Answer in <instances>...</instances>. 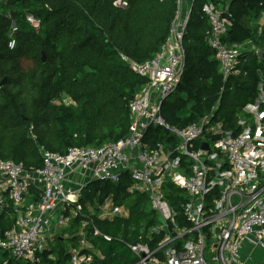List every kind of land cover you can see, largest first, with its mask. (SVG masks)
<instances>
[{"label":"trees","instance_id":"obj_1","mask_svg":"<svg viewBox=\"0 0 264 264\" xmlns=\"http://www.w3.org/2000/svg\"><path fill=\"white\" fill-rule=\"evenodd\" d=\"M207 1L230 14L232 23L223 41L244 45L236 72L225 80L214 49L206 41L210 25L202 5ZM5 2L0 5V82L4 78L0 84V159L37 168L42 166L38 145L64 154L71 146L99 147L123 138L131 120L129 101L147 79L135 73L122 56L141 62L160 51L175 15V0H130L126 7L115 6L112 0ZM263 11L264 0L192 1L183 37V74L176 90L161 104L167 123L185 127L211 114L212 121H221L225 127L235 124L242 106L255 97L257 70H264V18L258 31ZM8 12L17 26L13 48L7 44ZM28 13L39 19L38 30L26 21ZM23 61L31 65L24 67ZM144 141L150 146L157 142L170 146L177 138L150 125ZM131 184L127 170L117 182L88 181L78 199L81 213L48 239L47 247L37 253L36 264H70L71 248L91 256L82 264H135L137 256L128 244L141 241L154 247L162 233L148 236L160 220L147 192L130 191ZM36 193L31 188L33 200ZM163 194L177 210L179 226L189 227L179 205L186 199L183 190L166 181ZM107 199L126 209V214L99 217ZM15 218L11 203L0 210V237ZM82 222L85 226L80 229ZM82 238L88 246L80 247ZM0 254H8L0 264L5 260V264H16L7 251L0 248Z\"/></svg>","mask_w":264,"mask_h":264},{"label":"built area","instance_id":"obj_2","mask_svg":"<svg viewBox=\"0 0 264 264\" xmlns=\"http://www.w3.org/2000/svg\"><path fill=\"white\" fill-rule=\"evenodd\" d=\"M184 1L175 0L168 36L155 56L141 62L122 56L135 73L147 79L129 101L131 120L123 138L99 147L71 146L64 154L38 145L42 166L37 168L0 159V210L11 203L16 211L13 225L0 237V248L10 258L25 264L37 262V253L47 247L48 239L81 213L78 199L82 187L92 179L117 182L126 170L132 179L129 190L147 192L161 218L149 229V237L162 233L154 247L141 241L128 244L137 256L135 264H246L255 248H264V70H257L254 99L242 106L230 127L212 121L211 114L177 127L161 114L162 101L176 90L185 66L183 37L191 6L184 12ZM129 2L112 0L118 7ZM202 11L210 25L206 41L214 49L225 80L236 72L241 45L223 41L232 23L230 14L212 1L205 2ZM10 15L8 12L7 44L13 48L17 26ZM263 18L264 11L259 32ZM25 19L39 29L40 21L33 14H26ZM150 125L166 129L177 142L150 146L144 141ZM166 181L185 193L186 199L179 205L189 227L176 222L178 212L163 194ZM31 188L37 192L36 200ZM125 214L126 209L107 199L98 216ZM83 226L85 222L80 229ZM94 233L99 234L98 230ZM86 246L82 238L80 247ZM70 252V264L91 258L77 249Z\"/></svg>","mask_w":264,"mask_h":264},{"label":"crops","instance_id":"obj_3","mask_svg":"<svg viewBox=\"0 0 264 264\" xmlns=\"http://www.w3.org/2000/svg\"><path fill=\"white\" fill-rule=\"evenodd\" d=\"M192 1L191 0H185L184 1V7L183 11L185 12L190 6H191ZM261 18V17H260ZM259 18V20H260ZM258 20V22H259ZM252 259H247L246 264H264V248H255L253 252L251 253ZM245 257V255H244Z\"/></svg>","mask_w":264,"mask_h":264},{"label":"rangeland","instance_id":"obj_4","mask_svg":"<svg viewBox=\"0 0 264 264\" xmlns=\"http://www.w3.org/2000/svg\"><path fill=\"white\" fill-rule=\"evenodd\" d=\"M263 13V12H262ZM260 21H262V19L260 18V20H259V22ZM247 42V41H246ZM245 42V43H246ZM244 48V45H243V43L241 44V49H243ZM29 65H31V62L30 61H23V66L24 67H27V66H29ZM65 101H69V99L68 98H66L65 99ZM78 230V229H77ZM3 257H8V254H6L5 256L3 255V254H0V259L1 258H3ZM48 257L50 258L51 257V254H49L48 255ZM6 263V260L3 262V264H5ZM70 263V262H69ZM16 264H25V261H23V260H18V261H16ZM60 264H62V263H60Z\"/></svg>","mask_w":264,"mask_h":264},{"label":"water","instance_id":"obj_5","mask_svg":"<svg viewBox=\"0 0 264 264\" xmlns=\"http://www.w3.org/2000/svg\"><path fill=\"white\" fill-rule=\"evenodd\" d=\"M16 1H18V0H6L5 3L8 4V5H10V4H13V3L16 2ZM42 53H43V55H42V60H44V59H45L44 52H42ZM257 54H258L259 56H262V52H261V51H258ZM3 81H4V78L1 80L0 84H2ZM202 147L206 148V147H207V144H206V143H203V144H202ZM159 220L161 221V218H159ZM33 264H36V262H33Z\"/></svg>","mask_w":264,"mask_h":264}]
</instances>
